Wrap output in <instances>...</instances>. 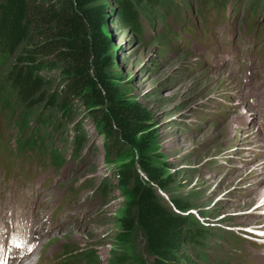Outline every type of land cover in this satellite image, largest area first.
<instances>
[{
    "label": "rangeland",
    "instance_id": "374dc122",
    "mask_svg": "<svg viewBox=\"0 0 264 264\" xmlns=\"http://www.w3.org/2000/svg\"><path fill=\"white\" fill-rule=\"evenodd\" d=\"M197 1L191 0L194 7L200 4ZM225 2L226 9L222 2L212 4L210 7L214 13L208 12L207 8L203 18L219 19L227 13L228 23L223 20L214 23L207 19L209 30H204L203 26L201 30L195 31L187 27L185 34L188 36L181 32V39L187 37L186 45L182 42L179 51H174L175 54L169 55L166 60L158 58L155 44L140 45L130 29L113 24L107 26L105 32L111 39L113 69L125 89V95L152 114L157 129L153 150L165 162L167 171L174 176L181 192L189 193L190 199L204 206L201 209L204 221L211 217L225 218L239 225L245 223L244 211L255 201L252 198L240 199V193L246 187L245 174L251 166L245 167L239 162L237 165L228 163L225 157H232L230 153L218 155L216 164L207 165V159L218 154L219 148L230 141L227 139L230 136L229 129L234 133L236 127L232 123L219 126L212 121L198 128L195 124L198 122L197 117L205 113L204 106L209 97L223 98L224 92L238 87L234 84L235 66L245 58V62L236 69L240 71L248 60L253 62L255 58L261 57L259 48L264 46V27L258 30V26L264 22V0H258L255 4V16L254 12L252 16L256 25L251 29L248 7L253 0ZM192 20L199 24L197 18L192 17ZM192 31L194 35L191 37ZM149 33L147 31L146 34ZM16 54L13 53L6 66ZM212 54H215V58H211ZM227 55L229 60L223 64L222 72H211L205 64V60L213 63L215 59H224ZM197 61H201V66L195 65ZM242 97H246V93ZM74 101H78L77 108L82 114L92 113L87 106L84 105L89 110L83 107L82 100ZM83 127L86 141L80 152L81 159L69 160L72 149V136H69L67 143L62 146L66 161L58 171L47 165L42 173L24 172L30 169V165L34 166L36 159L11 158L10 153L4 152L0 145V215L5 216L9 210L17 214H33L34 227L37 229L40 225L38 217L42 215V227L51 228L52 231L41 241L43 245L53 241L56 251L62 248L59 245L68 243L71 248L93 247L100 253V264H109L114 254L118 263L127 260L131 264L151 262L152 258L146 254L140 237L132 248L125 244L117 231L116 216L122 203L117 189L113 187L104 201L93 193L99 184L115 180V171L131 162L130 154L123 152V158L119 159L109 157L98 128L92 121L86 119ZM13 135V129L5 131L3 128L0 143L13 148ZM258 149L263 151L264 142ZM42 160L47 161L46 158ZM84 181L89 183L84 185ZM21 195H39L38 199L45 201L46 209L56 212V223L52 224L49 218L45 222L48 212L40 205L33 207V202L22 204L17 201ZM211 212L220 215L212 216ZM238 214L242 216L235 217ZM259 223L264 224L261 221ZM230 242L212 237L211 256L209 249L207 251L211 264H215V261L223 264H254V252L258 247L244 243L237 247L235 253ZM252 249L254 251L250 252ZM224 254L231 258L228 263L223 262L226 261ZM187 256L195 257L191 250H188Z\"/></svg>",
    "mask_w": 264,
    "mask_h": 264
},
{
    "label": "trees",
    "instance_id": "16d2710c",
    "mask_svg": "<svg viewBox=\"0 0 264 264\" xmlns=\"http://www.w3.org/2000/svg\"><path fill=\"white\" fill-rule=\"evenodd\" d=\"M159 1L0 0V54L10 60L17 53L1 69L0 83L10 84L18 109L43 127L62 133L74 122L78 143L83 144L82 123L90 119L109 157L130 154L131 162L117 169L114 183L107 180L102 190L110 194L115 187L122 198L116 224L125 244L133 248L140 237L152 258L136 264H195L187 252L195 253L210 231L192 212L201 216L204 206L181 192L154 152L155 121L147 108L125 95L105 32L118 24L137 33L140 13ZM74 99L92 113L79 112ZM98 257H90L87 264H100ZM109 264L131 261L118 263L114 254Z\"/></svg>",
    "mask_w": 264,
    "mask_h": 264
},
{
    "label": "bare ground",
    "instance_id": "6f19581e",
    "mask_svg": "<svg viewBox=\"0 0 264 264\" xmlns=\"http://www.w3.org/2000/svg\"><path fill=\"white\" fill-rule=\"evenodd\" d=\"M233 81V80H232ZM235 84V83H234ZM243 98V97H242ZM54 125V124H53ZM83 133V132H82ZM262 178V177H261ZM45 240V239H44ZM258 257L260 258V261L262 264H264V255L259 254Z\"/></svg>",
    "mask_w": 264,
    "mask_h": 264
}]
</instances>
